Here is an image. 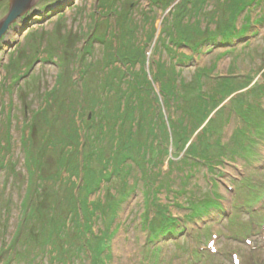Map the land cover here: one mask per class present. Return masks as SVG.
Returning <instances> with one entry per match:
<instances>
[{
    "label": "rangeland",
    "instance_id": "1",
    "mask_svg": "<svg viewBox=\"0 0 264 264\" xmlns=\"http://www.w3.org/2000/svg\"><path fill=\"white\" fill-rule=\"evenodd\" d=\"M209 92L206 162L171 168ZM261 110L264 0H31L0 38V264H264ZM210 192L223 210L183 221ZM167 206L182 230L150 234Z\"/></svg>",
    "mask_w": 264,
    "mask_h": 264
},
{
    "label": "trees",
    "instance_id": "2",
    "mask_svg": "<svg viewBox=\"0 0 264 264\" xmlns=\"http://www.w3.org/2000/svg\"><path fill=\"white\" fill-rule=\"evenodd\" d=\"M242 9V8H241ZM249 27V23L248 22H245V24H244V26H243V31L246 29V28H248ZM236 34V33H235ZM234 32L232 33V34H228V32H224V33H222L221 34V36H222V38L225 40V42H227V41H229V39H231L232 37H234ZM214 37H216V36H209L208 38H207V42H213V41H215L217 38H214ZM137 52V51H136ZM179 61V60H178ZM123 64H125V62H123ZM143 90V89H142ZM229 94H231L230 92H229ZM212 94L209 92L208 93V97H206V99H202V109H203V114H202V117L203 118H198L197 120H196V123H195V125L192 127V129H191V133L190 134H184L183 135V137L181 136V141L183 142V143H187V142H189L190 143V137L194 134V131H196L197 130V128L199 127V125L201 126L202 125V123L204 122V119H207V117H208V115L205 113V111H206V109H208L209 107H208V102L210 101V102H214V106H213V109L215 108V107H217L218 105H219V103L221 102V101H223L224 99H225V97L226 96H228V94L226 95V96H220L219 97V99H218V97H215L216 99L214 100V97L213 96H211ZM218 95V94H217ZM206 101H208V102H206ZM140 102V103H139ZM137 103H139V111L140 112H143L144 111V101H143V99H142V97H140V99L139 100H137L136 101V104ZM132 107H133V104L131 105ZM136 106V105H135ZM150 106H152V105H150ZM134 108V107H133ZM136 108V107H135ZM212 109V110H213ZM122 112V111H121ZM123 113V112H122ZM130 113H131V110H128V112L127 113H123V114H126V116H127V114H129V116H130ZM126 119V117L124 118V120ZM254 122V121H253ZM257 124V123H256ZM264 123L262 122V125H263ZM206 126H205V128H204V131H203V133L201 134V136H202V138L204 139V137H205V141H206V138H208V137H211L212 135V120L210 119L206 124H205ZM92 126H90V128H91ZM89 128V129H90ZM203 129V128H202ZM193 132V133H192ZM69 134L71 135L70 136V139L72 140V141H70L71 143H73V142H75L76 143V137L75 136H73V134H74V131H73V133H71V132H69ZM68 134V135H69ZM103 134V132H101V134H100V136ZM119 136V138L121 137V134H119L118 135ZM157 136V135H156ZM113 140L115 141V143H122V140H118L117 139V136H116V132L114 133V135H113ZM130 137H132V138H130V141L129 142H131L132 140H133V136H132V134L130 135ZM212 138V141H213V137H211ZM202 139V140H203ZM204 141V142H205ZM203 142V143H204ZM207 143V142H206ZM22 144L24 145V146H26V145H28V141L27 140H25V139H23V142H22ZM130 144H132V143H130ZM119 145H121V144H119ZM205 146H207V144H205ZM193 148H196L195 147V142H194V140L192 141V139H191V143L188 145V149L186 150V154L187 155H190V156H187L188 158H186L185 156L184 157H182L181 158V161L180 160H169V162H170V166H171V168L173 167V165L174 164H177V163H180L181 162V165H183V168H186L185 170L186 171H189V170H191V169H194L195 167H197V165H199L200 163H203V162H206L205 160H203V159H201V158H198V160H197V162L195 161V160H191L189 157H194L193 155V153H195V151H193L194 149ZM124 149V148H123ZM200 149V148H199ZM127 150V149H126ZM202 151V150H201ZM124 150H123V153H122V158L123 159H125L124 160V162H123V164L124 163H126L127 162V159H131V157H128L127 155H124ZM198 152H200L199 150H198ZM94 154H95V152H93ZM121 153V152H120ZM152 155H154V154H152ZM203 156H205V155H203ZM152 157V156H151ZM150 157V158H151ZM123 159H122V161H123ZM153 159V157L151 158V159H149V160H152ZM121 159L119 158V161H120ZM185 160V162H183ZM33 162H34V160H33ZM69 162H72L70 159H69V161H66L65 163L66 164H68ZM213 165V164H212ZM41 167V166H40ZM40 167H37V166H35V168H34V170H35V172H34V170H32V177H31V179L33 178V176H34V173H38V172H40ZM75 167V173L73 174V175H76L79 171V167H78V165L77 166H74ZM208 167H209V170H212L213 171V166H210V165H208ZM188 168V169H187ZM66 169V168H65ZM118 170V169H117ZM122 170H123V168L121 169L120 168V170L118 171V172H122ZM31 173V172H30ZM111 173H114V175H115V173L116 172H111ZM91 175L92 176H95V174L94 173H92V174H90V178H91ZM118 175V174H117ZM59 177H60V175H59ZM106 176H104V178H105ZM109 177H111V175L109 176ZM88 178H89V176H88ZM100 179H101V177H100ZM60 180V179H59ZM63 180V179H62ZM94 182V180H93V178L92 179H89V182ZM88 182V183H89ZM97 182H98V180H96V183L95 184H93L94 185V187H95V185H96V187H97ZM34 183V182H33ZM35 186H36V189L37 188H40L41 187V182H38V181H36L35 183ZM163 185H160V187H162V186H165V184L164 183H162ZM42 185H43V183H42ZM71 184H69L68 186H66V190H69V188L71 187L70 186ZM95 187V188H96ZM29 195V194H28ZM69 195V192H67V196ZM70 199L72 200V197H74L75 196V194H73V193H70ZM216 196L217 195H215V193H213V192H210V194L209 195H207L206 196V198L204 197V198H202V199H200L198 202H197V204L195 203V202H193L192 203V205L190 206V209L189 210H191V212L189 213V214H191V216L192 217H195V218H197V217H200V215H202V214H204L205 215V212H208V210L210 209V208H214V207H216L217 208V206L219 205L218 204V202H217V200H216ZM30 199V201H31V203L29 204V207H28V204H27V206H26V209L29 211V210H32V208H31V204H32V201L34 200V198L33 197H30L29 198ZM24 209V208H23ZM34 211V210H33ZM33 211H31L30 213H31V215L34 213ZM27 218H28V213H26V214H24V216H23V219H21V222H20V224L22 225V227L20 228V230H19V235L23 232V229H25L26 228V221H27ZM63 227H64V225H63ZM160 228V231H158L157 229H155L154 230V234L156 235V234H158V233H161V234H163L164 232H166V234H170V235H174V234H179V232H180V230H182V229H180L179 230V228H177V226L174 224V222H173V220L171 219V218H168V219H165V224L162 226V227H159ZM59 229V233H62L63 231H62V228H58ZM47 238V237H46ZM46 238H44L43 239V241H44V243H46L47 245H48V243L50 242V239H46ZM97 249V248H96ZM55 250H54V248H53V252H54ZM91 255V254H90ZM93 256H97V255H93ZM100 261H102V260H100Z\"/></svg>",
    "mask_w": 264,
    "mask_h": 264
},
{
    "label": "water",
    "instance_id": "3",
    "mask_svg": "<svg viewBox=\"0 0 264 264\" xmlns=\"http://www.w3.org/2000/svg\"><path fill=\"white\" fill-rule=\"evenodd\" d=\"M31 0H10L9 11L0 21V38L2 37L7 26L18 16Z\"/></svg>",
    "mask_w": 264,
    "mask_h": 264
}]
</instances>
